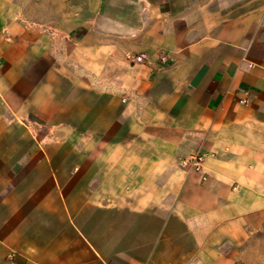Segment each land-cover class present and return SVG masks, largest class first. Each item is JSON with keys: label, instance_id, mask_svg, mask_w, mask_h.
<instances>
[{"label": "crops", "instance_id": "1", "mask_svg": "<svg viewBox=\"0 0 264 264\" xmlns=\"http://www.w3.org/2000/svg\"><path fill=\"white\" fill-rule=\"evenodd\" d=\"M263 257L264 0H0V264Z\"/></svg>", "mask_w": 264, "mask_h": 264}, {"label": "built area", "instance_id": "2", "mask_svg": "<svg viewBox=\"0 0 264 264\" xmlns=\"http://www.w3.org/2000/svg\"><path fill=\"white\" fill-rule=\"evenodd\" d=\"M147 59L146 55L142 54L140 56H137L136 62L142 63ZM170 58L168 55H162L160 56V62L162 65H167L170 62ZM206 156L202 153H199L192 158L184 159L182 160L181 164L185 168H190L191 170H194L198 173H200L203 169V165L205 163Z\"/></svg>", "mask_w": 264, "mask_h": 264}, {"label": "rangeland", "instance_id": "3", "mask_svg": "<svg viewBox=\"0 0 264 264\" xmlns=\"http://www.w3.org/2000/svg\"><path fill=\"white\" fill-rule=\"evenodd\" d=\"M262 264H264V257H263V260H262Z\"/></svg>", "mask_w": 264, "mask_h": 264}]
</instances>
